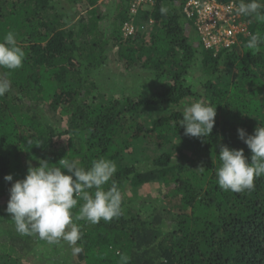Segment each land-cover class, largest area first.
I'll return each instance as SVG.
<instances>
[{
  "label": "trees",
  "instance_id": "1",
  "mask_svg": "<svg viewBox=\"0 0 264 264\" xmlns=\"http://www.w3.org/2000/svg\"><path fill=\"white\" fill-rule=\"evenodd\" d=\"M185 1L154 0L138 13L151 25L123 36L132 0H118L111 17L97 12L100 0H0V42L12 31L25 52L21 68L0 69L11 81L0 97V264H33L35 256L70 264L57 244L19 234L6 212L9 189L29 164L59 166L63 158L85 169L100 158L113 161L112 179L123 194L119 218L77 221V264H119L120 254L129 264H264V176L240 193L221 190L216 177L221 146L243 149L250 163L237 129L252 135L264 126V44L246 47L251 34L264 35V22L244 16L249 34L213 54L183 15ZM110 51L124 68L147 70L160 84L146 93L109 94L99 72ZM194 67L199 88L186 78ZM189 97L216 108L206 138L186 136L177 123ZM9 174L11 182L4 180ZM154 184L163 193L149 209V196L139 191ZM136 199L146 205L144 215Z\"/></svg>",
  "mask_w": 264,
  "mask_h": 264
},
{
  "label": "clouds",
  "instance_id": "2",
  "mask_svg": "<svg viewBox=\"0 0 264 264\" xmlns=\"http://www.w3.org/2000/svg\"><path fill=\"white\" fill-rule=\"evenodd\" d=\"M229 9H234L237 16L264 22V0H240L238 4L229 5ZM160 12L167 14L168 9L162 6ZM262 44L264 35L257 32L250 35L246 47L255 51ZM24 59L25 52L18 46L16 34L7 32L0 42V69H19ZM10 91L11 81L7 74L0 76V97ZM215 117V107L197 101L184 108L182 119L177 123L184 127L186 136L206 138L213 130ZM237 131L239 139L252 153L251 162H248L243 149L221 146L216 177L221 190L240 193L254 189V180L264 176V126L256 127L252 135H247L243 128ZM28 143L31 145L32 142ZM39 165L32 167L29 164L26 177L12 184L6 212L19 234L34 236L50 245L66 242L73 254L78 255L83 251L77 246L83 239V233L77 221L98 224L101 220L110 222L122 215L123 194L112 179L117 166L104 158L92 161L87 169L79 167L77 161L65 158L58 162L59 166H50L46 160L39 161ZM4 180L11 182L13 176L6 175ZM110 181L111 186L106 189L105 185ZM78 205L74 214L73 209ZM129 259L127 255L120 254L119 264H129Z\"/></svg>",
  "mask_w": 264,
  "mask_h": 264
},
{
  "label": "rangeland",
  "instance_id": "3",
  "mask_svg": "<svg viewBox=\"0 0 264 264\" xmlns=\"http://www.w3.org/2000/svg\"><path fill=\"white\" fill-rule=\"evenodd\" d=\"M117 2L118 0H100L97 6V12L102 15H107V16L109 15V17H111L113 13L115 12ZM76 10L79 11L78 9ZM136 23H137V31L142 30V29L144 30L145 28L147 29L148 28L147 26L151 25L149 24L148 21L144 19H140L138 16L136 17ZM188 30L189 29L186 27V32H189ZM193 32H194V35L197 37V34L194 31V29H193ZM194 44L196 45V43ZM108 57L109 59L105 61V63L101 66V69H100L101 72H99V74H100V77L103 79L102 83L104 87L106 86L105 88L108 89L107 92L109 94H112L115 97H119L124 94L125 95H135L140 92L146 93L147 91L152 90L153 88H155L157 85L160 84L159 80L151 76V74L147 70H141L139 74L136 75V73H138V70L134 68H130V69L124 68L121 62L114 60L115 55H113L111 51L108 54ZM191 70L192 71H189L186 78L189 81L190 85H196L199 88L201 85L198 83L202 79V76H200V71L196 67H194V69H191ZM100 77H98V79ZM197 101L198 99L189 97L183 100L180 103V106L182 108H185L187 106H190L193 102H197ZM47 114L49 115V117H52V115H50L49 113ZM45 116H47L46 113H45ZM59 125L64 127V120H62L61 124ZM139 192L142 195H144V197L149 196L147 198V199H150L151 201L148 204L149 206H146L144 204V206L148 207L149 209H151L150 206H152L153 203H156L158 199L161 198L162 193H163L161 188L157 184L150 185L147 187L145 186L142 189H140ZM153 198L157 199V201H155V199L153 200ZM139 200L140 199H136L133 202V204L134 206L139 207L141 209L144 206L141 205L143 202L140 203ZM158 204H160V207L164 208L165 210L168 209L166 206V202L164 200H161V202H158ZM148 208H146L147 212L150 211ZM176 211H177L176 209L172 210L171 214L172 212L175 213ZM140 212L141 213L143 212L142 209ZM142 215H144V213H142ZM168 219H169V216L168 217L166 216L165 221L167 222V224H170V220ZM57 245L63 254L64 253L69 254L68 261L70 264H77L76 263L77 258L73 254L72 249L67 245L66 242L61 241ZM27 256L30 259L34 258V255L27 254ZM35 260L36 262H33V264H51V261H48V260H44L43 262L38 261V259H36V256H35Z\"/></svg>",
  "mask_w": 264,
  "mask_h": 264
},
{
  "label": "built area",
  "instance_id": "4",
  "mask_svg": "<svg viewBox=\"0 0 264 264\" xmlns=\"http://www.w3.org/2000/svg\"><path fill=\"white\" fill-rule=\"evenodd\" d=\"M154 0H132L129 18L122 23L123 36L132 35L137 30L136 17L141 8L150 7ZM233 1L220 3L217 0H186L182 13L189 19L196 31L200 43L206 50L216 54L219 50L230 48L238 42L240 36L249 34L248 21L243 15L237 16L229 5ZM149 24L152 23L148 20Z\"/></svg>",
  "mask_w": 264,
  "mask_h": 264
}]
</instances>
